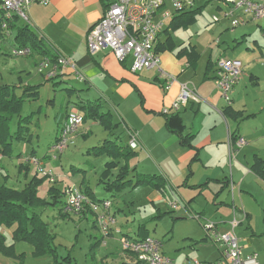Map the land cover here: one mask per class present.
<instances>
[{"label":"crops","instance_id":"1","mask_svg":"<svg viewBox=\"0 0 264 264\" xmlns=\"http://www.w3.org/2000/svg\"><path fill=\"white\" fill-rule=\"evenodd\" d=\"M220 1H218L216 7L221 11L227 7V4H221ZM109 2L110 0H51L46 5L34 4L29 10L32 21L30 28L36 33L42 44L41 47L33 49V63L28 65H35V70L38 71L37 65L44 58L50 57L54 59L59 55H65L77 63L79 70L85 76V82L79 81L78 85H74L72 77L77 78V75L70 68L58 67L57 73L53 77L48 76L50 69L45 70L43 73L38 71V73L36 72L38 76L34 77L32 69L29 70L26 65V68H23L22 65L19 69L15 66L7 65L5 66L8 70L7 74H0V84H15L19 88V93L22 92L23 86H39V97L32 101H43L44 96L47 95L46 103L48 108L52 107L54 99L51 93L55 91L54 87L57 81L62 86H69L70 89L68 90L77 95L79 102H74V104L78 106L77 108L80 111V102L91 101L102 104L103 112H110L112 117L116 115V117L120 118V122L128 131V135L130 131L137 134L139 145L137 149H134L137 155L131 159L130 167L133 165L134 169H138L149 165L152 174L162 175L165 178L166 186L163 192L150 186H143L150 189L146 190V192L151 202L161 201L163 196H167L169 191L171 193L175 189V192L179 193L181 198H183V208L187 211L191 209L202 216L198 220L201 227H203V222L206 221L205 218L217 223L221 231L229 230V223L234 218L238 220L237 216L239 215L241 220H238L240 222L238 226L244 220L251 221L253 216L250 212H253L252 209L254 207L251 204V197H256L254 204H259L260 200L257 197L262 196L261 193L259 195V190L261 192V187L264 188V177H261L253 170L257 160L261 159L264 161V45L261 49L256 39L259 35V28L261 29L262 37H264V19L257 22L247 21L246 24L234 29L230 28L229 22H227L228 24L222 23L221 25H224L225 28L222 26L221 32L231 29L223 34L228 39V56H226L225 52L219 50L216 61L209 57L204 72L200 74H198V63L202 53L197 45L191 44L188 46L196 47L200 53L196 68L191 66L186 56H182L186 57L187 60L185 63H181V57L171 54L173 51L161 53V67L166 73L176 78L173 85L166 89L167 78L158 68L134 73L131 70V58L122 62L110 49H102L94 54L89 52L87 41L89 30L103 17ZM196 2L197 0H195V4ZM237 14L238 17H242L240 12ZM222 19L231 23L230 19L224 17H221L219 21ZM12 22L16 25L14 28H10L14 39L3 36L0 42V48L6 44L4 42L11 43L8 51L10 55H12L11 49L18 46L15 41L18 28L25 24L18 18H14ZM238 32H240V36H238ZM223 35L221 38H223ZM253 36L252 42L254 45L250 46L246 41L253 38ZM166 38L167 35L163 33L159 37V41L164 42ZM15 57L20 59L28 56ZM220 58L239 59L244 65L242 78L231 91V104L225 100L221 89L215 84V70ZM209 61L211 65L208 68ZM4 64L9 63L5 61ZM8 66L12 68H8ZM188 69L193 70V73H189ZM181 83H187L190 88H194L200 97V101H190L187 106L182 107L179 111H171L166 114L165 109H171L180 94ZM83 86L86 88L83 89ZM41 107L42 105L37 108L35 114L41 111ZM81 112L84 115V112ZM234 112L240 113L236 115ZM173 113H179L182 117L185 126L183 134L192 136L190 145H183L180 136L168 129L166 125L167 116ZM87 120H90L91 124L85 128L84 124ZM99 126L105 129L98 121L91 118L86 119L80 130L73 137H77L76 139H87L93 127ZM56 135H58V132ZM240 136L246 138L247 144L240 149H235L230 160L229 140L231 139L234 142ZM56 139L57 136L55 141ZM33 154L36 155L35 152ZM12 156L16 157L18 154L13 152ZM43 158L44 162L52 160L48 153ZM5 159L6 156L0 165V183L2 184L4 183L11 188L21 190L35 176L43 177L38 174L34 166L26 162V159L22 161L21 156L18 158L19 164L17 166V161L15 162L12 159L10 163H4ZM123 163L122 161L120 166ZM11 166H16L17 168L18 174L14 177L6 172V167L9 168ZM70 168L71 170L67 173V177L58 175L59 179L57 178L59 181H66L67 184L63 188L58 184L53 186L60 193L64 194L68 186L76 185L85 193L86 191H92L96 199L92 200L89 197L92 201L112 199L109 197H97L95 190L86 179V168L75 165ZM119 168L113 170V174H117ZM53 169L55 170L54 167ZM75 171H78L83 176L80 178L72 177L70 173ZM143 171L139 174H146ZM11 177L14 179L13 184L8 183L9 179H12ZM40 188L41 186L39 187V195L47 198L50 201L49 205H55L61 200V198L56 200L51 197L48 191H43L44 194H41ZM136 194L133 195L135 196ZM65 201L62 203L60 213L63 216H75L82 221L92 222V227L100 230L101 238L98 241L104 246L108 245L106 242L108 239H116L117 236L121 241V245L123 235L132 239H142L146 236H151L145 224L139 225L134 230L135 234L130 230L126 231L124 229L127 225L124 223L126 219L121 217L124 207L121 206L120 202L112 200L113 207L111 212L116 218V226L121 228L123 233H113L105 236L98 226L97 212L92 211L88 207L79 214L66 212L64 210ZM46 208H39L37 212L42 214L41 210L45 211ZM173 210L177 209L173 208ZM174 219L182 220L186 219V217L181 214ZM143 226L146 227L147 231L143 229ZM15 227L9 228L0 224V233L6 237V244L14 246V254H5L0 250V264H36V262H30V259L39 260L37 264H52V262L41 259L46 256H55L45 255L40 256L42 258L37 257L34 255L35 249L33 245L25 241H15L13 239ZM250 228L253 230V234L256 233V229L252 226ZM205 238H202L200 242L206 241L207 238ZM198 243L199 241L195 242L193 246H198ZM241 244L244 255L254 253L249 248L253 244L251 239L244 243L241 241ZM19 246L23 247L22 250H19ZM193 248L195 249L196 247ZM198 252H201V250H198ZM112 253L113 250L110 248L105 251L104 255L101 254L99 258ZM216 253L211 260L198 257L195 259L215 262L220 257V252L217 248ZM96 256L97 253H95L94 257ZM192 258L194 257L187 255L183 262L186 263ZM113 260V264H139L135 254L124 250L120 257H116ZM102 262L107 263L108 257L103 259ZM174 262L177 264L175 260Z\"/></svg>","mask_w":264,"mask_h":264},{"label":"rangeland","instance_id":"2","mask_svg":"<svg viewBox=\"0 0 264 264\" xmlns=\"http://www.w3.org/2000/svg\"><path fill=\"white\" fill-rule=\"evenodd\" d=\"M219 0H197L196 8L203 7L201 14L198 15L197 21L195 24L190 26L187 29H179L176 31H171L170 35L176 42V48L171 54L177 55L179 50L183 47H188L189 45H197L198 49L202 53L201 59L199 60V68L198 74L204 72L207 60L209 57H212L213 60L216 61L218 58L219 50L226 53L228 56V46L227 38L223 35L224 33L230 31L232 28V23L230 21H226L222 19L219 22L214 21V17L217 16L221 18L222 10H218L216 5ZM221 4L225 3V1L221 0ZM23 21V20H22ZM170 19L167 22L169 24ZM24 22V21H23ZM229 22L231 29H226L221 32L222 26L225 28L222 23ZM228 24V23H227ZM224 30V29H223ZM258 36L256 37L257 43L259 46L264 45V37L261 35V29L259 28ZM163 35V34H162ZM223 35V38H221ZM238 36H240V32H238ZM14 39V35H12V40ZM254 39H248L246 43L250 46L254 45L252 42ZM6 44L0 48V74H7V65H12L23 68L26 66L29 67L34 74V77L38 76V71L35 70V65H28L33 63V53L28 57H15L12 53L13 49H11L12 55H10L9 42H4ZM29 43V42H28ZM18 45V43H16ZM34 52V51H33ZM160 53V52H159ZM14 55V56H13ZM161 55V53H160ZM19 59V60H18ZM186 57H181V63H185ZM5 61H8L9 64H4ZM26 65V66H25ZM244 66V65H243ZM8 68H12L8 66ZM18 71V70H17ZM189 73H193V70L188 69ZM37 72V73H36ZM242 78V76H241ZM240 78V79H241ZM74 85H78V82H85L84 80H80L78 77H72ZM55 91L51 93L53 100L52 107L48 108L46 100L48 99L47 95L44 96L43 101L34 102L27 101L24 105L22 115L27 116L31 112L37 111V108L42 105L41 111L36 113L33 117L30 127L31 134H33L32 141L24 142V141H15L14 145V153L21 154L22 161L25 160L30 153L34 151L37 156H39L43 160V166L48 171H52L55 175V180L51 181L49 178H45V180L41 184V194L43 191H48L52 186H61L62 188L67 184L66 181H59L57 178L60 175H65L67 177V173L71 170V166H83L86 168L87 174L86 179L95 190L97 197H105L112 198L115 202H120L121 206L124 207V211L121 214V217H124L125 225H127L124 229L130 230L132 233H136L134 230L138 228L139 225L145 224L147 229L149 230L152 237L160 240L162 242V252L165 253L168 257L174 259L177 264H183L184 258L187 255L193 256L195 259L198 258H206L213 259L216 253V246L214 242L207 238L205 241L200 240L206 237V233L203 227L200 226L199 221L194 218L196 213L191 209L185 210L183 207L184 202L183 198L179 195V193L173 191H169L167 196H163V199L160 201L156 200L154 203L148 199L146 187L143 186H134V182H136V178L139 173L142 171L146 174L151 173V168L149 165H145L140 168H136L133 170V165H131V174L130 178L133 180V184L126 187L122 192L118 194H114L113 192L107 191L104 188V185L101 184L102 173L106 168V163L110 161V158L106 155L103 156H95L93 154H88L89 149L101 145L105 139H114L118 143L122 145H127L129 136L132 131L129 132L120 122V118L113 117V122L118 124L115 130L110 132L102 127H93L90 136L85 138L74 139V143H72L69 148H67L58 158V160H47L44 162L43 156L45 154H52L50 148L54 144L56 133L59 132L64 122L66 121V117L68 115L71 106L74 102L78 103V98L76 94L69 91V86H62L60 82L57 81L55 85ZM86 87L83 86V89ZM73 104H71V102ZM78 107L76 104H74ZM107 111V110H104ZM177 112V111H175ZM91 124L90 120L84 124V127H89ZM11 125L13 126V130L17 127V117L13 119ZM80 130V129H79ZM78 130V131H79ZM77 131V132H78ZM19 156H6L4 163H10V160H15L16 166L19 164L18 160ZM2 164V163H1ZM0 164V165H1ZM11 166L9 168L6 167V172L10 173L11 176H15L18 174L17 168ZM55 168V170L53 169ZM152 174V173H151ZM59 175V176H58ZM70 175L76 177H82V174L79 172H71ZM116 174L111 175L110 179H113ZM137 176V177H136ZM13 177L9 179L8 183L13 184ZM59 179V178H58ZM174 192V194H173ZM137 193L135 196L133 194ZM262 196L257 197L260 200L259 204H254L256 197H251V204L254 205L252 211L250 212L253 216V219L244 220V222L236 228V234L240 238V240L244 243L252 240L253 244L251 247V252L258 254V261L260 264H264V188L261 187ZM44 194V193H43ZM171 196V198H169ZM61 200L57 202L55 205L46 206V210L42 212L43 219L49 224L50 230L55 234V244L58 248V257H49L46 256L41 260L52 262V264H113V259L116 257H120V254L123 253V247L121 245V241L118 239H108L107 246L102 245L98 241L100 239V230L98 228H93L91 223L88 221H82L80 218L75 216H63L60 213V209L62 208V203L65 201V196L61 193L59 197ZM120 200V201H119ZM179 201L180 204L177 210H173L170 202ZM166 212H171L161 216ZM194 212V213H193ZM159 213L161 214L160 216ZM181 214L185 215L186 219L175 220V217H179ZM238 220L240 219V215L237 216ZM208 220V218H205ZM252 226L256 229V233H252ZM199 241L198 246H193L195 242ZM26 244V243H25ZM26 246V245H25ZM27 246H29L27 244ZM19 250H22L23 247L19 246ZM193 247H196L194 249ZM247 247V246H246ZM112 249L113 253L108 254V262H102L103 258H99L104 255L105 251L108 249ZM201 250V252H198ZM95 253L97 256L94 257ZM106 257V258H105ZM69 258V259H68ZM39 262L36 259H30V262ZM186 261V259H185ZM124 264V263H123ZM127 264V263H125ZM138 264V263H136ZM139 264H145L139 262Z\"/></svg>","mask_w":264,"mask_h":264},{"label":"built area","instance_id":"3","mask_svg":"<svg viewBox=\"0 0 264 264\" xmlns=\"http://www.w3.org/2000/svg\"><path fill=\"white\" fill-rule=\"evenodd\" d=\"M51 0H0V42L3 36L12 37L10 21L14 18L23 20L30 25L29 10L34 4L46 5ZM227 7L222 10L221 17L231 20L232 28L244 25L247 21L257 22L264 19V0H224ZM195 0H110L103 17L89 30L87 41L91 54L102 49H110L120 61L132 59L131 70L134 73L152 68H158L167 78L166 89H169L176 81L175 76L166 73L161 67V55L156 46L159 36L167 26L169 19L183 12L192 10ZM238 12L242 17H238ZM221 18L215 16L214 21ZM15 56H29L33 53L30 46H17L12 52ZM58 67L70 68L80 80L85 76L79 70L77 63L70 57L59 55L52 59L44 58L38 63L40 73L50 69L49 77L56 75ZM243 74V63L239 59L220 58L215 70V84L221 89L225 100L231 104V91L240 81ZM190 101H200V97L194 88L187 83H181V91L171 109H165L168 114L171 111H179L187 106ZM84 123V115L72 105L67 119L58 132L57 139L50 148V157L56 160L69 146L74 143L73 135ZM247 144L244 137H239L234 142L229 140L230 160L235 149H240ZM137 134L130 135V147L134 150L138 147ZM4 155L0 151V164ZM26 162L37 169L38 174L51 181L55 180L52 171L46 170L43 160L31 155ZM66 201L64 210L79 214L87 207L97 212V223L102 233L109 236L113 233L122 234V229L116 226V218L111 209V199L92 201L78 186L70 185L65 191ZM180 202L171 203L172 208H178ZM101 211V212H100ZM202 216L196 214L194 218L200 220ZM240 222L234 218L229 223L230 229L221 231L218 224L209 220L203 222L206 238H210L220 252V257L215 262H206L198 259H190L183 264H260L258 254L244 255L240 238L236 234V228ZM122 247L124 251L136 255L138 262L146 264H175L174 260L162 252V242L152 236L142 239H132L123 235Z\"/></svg>","mask_w":264,"mask_h":264},{"label":"trees","instance_id":"4","mask_svg":"<svg viewBox=\"0 0 264 264\" xmlns=\"http://www.w3.org/2000/svg\"><path fill=\"white\" fill-rule=\"evenodd\" d=\"M202 8L194 7L192 10L178 14L170 19L166 29L162 31L167 35V38L164 42H158L156 46L157 51L160 53L174 51L176 42L170 36L171 31L181 28L187 29L195 24L198 15L201 14ZM15 26V23L10 21V28L12 29ZM15 41L20 47L30 46L32 49H37L42 44V41H39L38 36L27 23L18 28ZM177 56H186L191 66L196 68L200 53L194 46L183 47L177 53ZM210 65L211 62L209 61L208 68ZM18 89V86L15 84H0V151L4 157L13 155L15 141L29 143L32 141L29 125L35 112L27 116L22 115V112L26 101L38 99L39 86H23L21 93L18 92ZM79 106L81 111L84 112V121L90 118L96 120L110 132L114 131V128L117 127L118 124L113 122L111 113L103 112L102 104L88 101L80 102ZM239 113L234 112L236 115ZM16 117L17 127L13 130L11 123ZM166 125L170 131L180 136L183 145H190L192 136L183 134L185 126L179 113L167 116ZM33 153L34 151L30 153V156L35 155ZM88 153L95 156L106 155L111 159L106 163L101 180V184L104 185L107 191L118 194L133 184V180L130 178L132 170L129 163L137 155V152L130 147V141L127 145H122L114 139H105L101 145L90 148ZM18 156H21V154H18ZM122 161L124 163L120 166ZM117 168H119L118 173L113 179H110V176L113 175V170ZM253 170L261 177H264V161L261 159L257 160L253 166ZM44 180L45 177L35 176L21 190L0 183V224L9 228L16 226L13 230V239L15 241H25L33 245L35 256L52 255L57 257L58 248L55 244V235L51 232L49 224L43 219L42 214L37 212V209L50 204L47 198L39 195V187ZM137 186H150L163 192L166 180L162 175L158 174H139L133 187ZM48 193L56 200L61 196V193L53 186L48 190ZM86 193L92 200H96L92 191H86ZM167 213L170 212L162 215L159 214L158 216H163ZM143 229L147 231L145 226H143ZM13 249L14 246H8L6 244V237L0 233V250L5 254H14Z\"/></svg>","mask_w":264,"mask_h":264}]
</instances>
